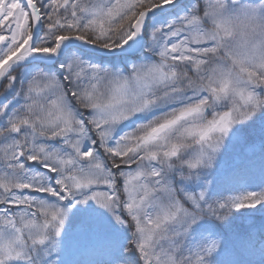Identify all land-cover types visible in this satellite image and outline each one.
<instances>
[{"label":"snow or ice","instance_id":"obj_1","mask_svg":"<svg viewBox=\"0 0 264 264\" xmlns=\"http://www.w3.org/2000/svg\"><path fill=\"white\" fill-rule=\"evenodd\" d=\"M0 264H264V0H0Z\"/></svg>","mask_w":264,"mask_h":264}]
</instances>
